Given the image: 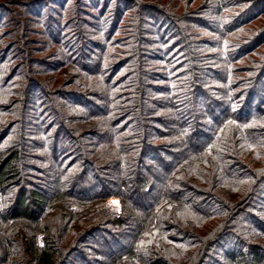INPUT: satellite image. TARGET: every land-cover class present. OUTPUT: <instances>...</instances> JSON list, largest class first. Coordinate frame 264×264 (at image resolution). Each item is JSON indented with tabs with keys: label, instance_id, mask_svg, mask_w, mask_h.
I'll use <instances>...</instances> for the list:
<instances>
[{
	"label": "trees",
	"instance_id": "1",
	"mask_svg": "<svg viewBox=\"0 0 264 264\" xmlns=\"http://www.w3.org/2000/svg\"><path fill=\"white\" fill-rule=\"evenodd\" d=\"M0 264H264V0H0Z\"/></svg>",
	"mask_w": 264,
	"mask_h": 264
},
{
	"label": "rangeland",
	"instance_id": "2",
	"mask_svg": "<svg viewBox=\"0 0 264 264\" xmlns=\"http://www.w3.org/2000/svg\"><path fill=\"white\" fill-rule=\"evenodd\" d=\"M108 204L111 205L110 207L113 210L120 211V209H121V204H120L119 198L110 199Z\"/></svg>",
	"mask_w": 264,
	"mask_h": 264
}]
</instances>
